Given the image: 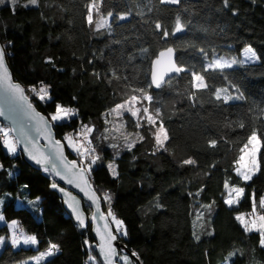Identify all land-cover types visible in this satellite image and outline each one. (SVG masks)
Masks as SVG:
<instances>
[{
    "label": "trees",
    "instance_id": "obj_1",
    "mask_svg": "<svg viewBox=\"0 0 264 264\" xmlns=\"http://www.w3.org/2000/svg\"><path fill=\"white\" fill-rule=\"evenodd\" d=\"M0 43L36 107L50 119L57 105L75 111L51 119L56 136L64 141L81 127L88 133L90 180L110 218L122 221L117 235L137 258L124 253L128 260L121 264H264V233L246 231L236 219L264 210V0H6ZM245 44L259 60L207 64ZM167 45L175 49L180 72L153 88L150 61ZM195 74L204 80L198 87ZM41 88L48 99L39 98ZM135 95L153 118L144 111L122 114L131 136L125 144L107 131L109 110ZM160 124L166 138L158 143ZM253 132L260 141L257 168L243 179L236 161ZM230 187L242 190L233 205L225 203ZM61 188L18 149L0 154V264L30 259L52 244L54 253L28 264L97 258L89 206L83 204L84 221L73 220L58 196ZM10 224L33 234L35 246L13 247Z\"/></svg>",
    "mask_w": 264,
    "mask_h": 264
},
{
    "label": "water",
    "instance_id": "obj_2",
    "mask_svg": "<svg viewBox=\"0 0 264 264\" xmlns=\"http://www.w3.org/2000/svg\"><path fill=\"white\" fill-rule=\"evenodd\" d=\"M179 72L174 47L164 46L150 61V84L157 88L168 76ZM0 75L4 76V83L0 85V109L3 111L0 121L8 125L24 160L31 167L49 173L61 185L58 196L73 220L79 216V221H84L83 204L89 206L90 231L94 239L92 248L100 264H121L118 260L120 253L137 259L114 231L87 168L67 153L65 142L56 136L52 120L35 106L23 85L13 77L6 56L0 62ZM109 249L114 250V254Z\"/></svg>",
    "mask_w": 264,
    "mask_h": 264
},
{
    "label": "rangeland",
    "instance_id": "obj_3",
    "mask_svg": "<svg viewBox=\"0 0 264 264\" xmlns=\"http://www.w3.org/2000/svg\"><path fill=\"white\" fill-rule=\"evenodd\" d=\"M168 1H174V0H168ZM106 20H107V17H103V18L99 19L97 21V25L98 24H105ZM249 46H251V45L250 44L243 45L238 53H228V54L216 55V56L212 57L207 62V64L211 65V66H227V65H232L233 61H235L234 64L241 62L242 60L243 61H249L243 56V50ZM251 48H253V47L251 46ZM217 61H219L220 63L217 64ZM194 81H195L196 85H201L204 82L203 77L200 74H195ZM148 97H149V94L147 92L142 93V99L143 100L145 98L147 99ZM140 101H141V96H139V95L131 96L127 99H124L120 103L116 104L115 106H113L109 110V120H108L107 131L111 135L114 134L115 136L123 137L125 144H129L131 142V138H130L131 136L128 134V132L126 130H124L122 114H124L126 112V113H129L130 115H132L133 117H135L137 114H140L141 111H144V113L146 112L148 117L152 116L150 113H148V111L146 109V105L145 104L142 105L140 103ZM55 111H53L50 116L54 115ZM152 118H153V116H152ZM81 129H82V127L79 130H77L75 135L70 134V133H66L64 135V142H65L67 148L71 152H77L79 154V156H77V157H79V160L77 158V161L79 162V164H81L87 168V165L90 163L89 162L90 157H91L90 153H92V152H90L91 147H90V142L88 139V133L86 134V132L84 130L81 131ZM125 131L127 133H125ZM0 135L3 136V138L7 142L8 147L15 148L16 150L18 149L16 140H15L14 136L12 135L8 125L1 123V122H0ZM157 137H159V142H162L166 138V130H165V126L163 124L156 125V140H157ZM254 137L259 139L256 132L251 133L247 142L242 146L241 151L239 153L238 160L236 161L235 172L237 173L238 170L244 172L243 177L239 175L243 179H248L247 177L251 176L256 171V168H257V152H258V150H257V145H256L255 141L253 140ZM7 146L5 143L2 144L0 142V154L2 152L11 153L7 149ZM246 150H247V155H246ZM230 192L232 193L231 197H229ZM240 194H241L240 188L230 187L228 190L226 199L231 198L233 200H237L239 198ZM262 201H264V195L262 196L260 202H262ZM261 207L264 209V203L261 204ZM237 216H241L243 218V223L241 221H239L242 226L244 225V223L248 224L249 227H252V225L255 224V227H253V230L258 231V232H260L259 231V224L261 225L262 228H264V210L254 209L251 212L238 213L236 215V217ZM110 217L111 216L109 215V218ZM110 221L113 225L114 231L117 233V231L119 229V225L116 223V221H118V220L116 218H112V219L110 218ZM12 227L15 229L14 225L10 224V228H12ZM15 231L20 235V240H21V243L17 246H13L11 244V238H12L13 233ZM27 237H34V235L27 233L22 229H15L14 231L10 232L9 241L13 247H18L20 245H22V246H35V244L34 245L24 244L23 241ZM0 248H1V246H0ZM49 248H51V246ZM49 248L42 250V251H39L34 257H32L30 259H26L22 262L14 263V264H28L30 262H37V261H39L45 257H48L49 255H45V256L41 257L40 254L41 253H47ZM55 251H56V249L53 250L52 253H54ZM124 256L125 255L123 253L119 254L118 260L125 262ZM90 258H91V260H90L89 264H100V262L98 261V259L95 256L91 255ZM224 264H226V263H224Z\"/></svg>",
    "mask_w": 264,
    "mask_h": 264
},
{
    "label": "snow or ice",
    "instance_id": "obj_4",
    "mask_svg": "<svg viewBox=\"0 0 264 264\" xmlns=\"http://www.w3.org/2000/svg\"><path fill=\"white\" fill-rule=\"evenodd\" d=\"M162 2H163V0H162ZM174 2H177V3H178V0H174ZM5 3H6V0H0V5H3V4H5ZM31 4H32V5H36V4H37V0H31ZM27 6H28V5H23V7H27ZM88 11H89V13H91V11H92V8H91L90 6H89ZM121 18H123V17H121ZM87 19H88L89 23H91V16H90V15L87 17ZM102 26H104V25H103V24H98V25H97V29H99V28L102 27ZM160 29H161V26H160L159 24H157V25H156V30L159 31ZM166 36H167V32H165V37H166ZM5 56H6V53H5V51H4V47H0V62L3 61V58H4ZM243 56H244L247 60H249V61H257V60H259V56H258V54L256 53L255 49L251 48V46H249V47H247V48H245V49L243 50ZM241 62L243 63V60H242ZM219 63H220V62L217 61V64H219ZM232 63L234 64L235 61H233ZM229 66H231V65H229ZM3 83H4V76H3V75H0V85H2ZM193 86H194V87H198L195 83H194ZM20 91H23V90L21 89ZM33 91H35V89H33ZM38 95H39V98L47 97V99H48V96H47V88H41L40 93H39ZM219 98H220V97H219V94H218V95H217V99H219ZM224 100H225V101H228V100H229V97L225 96V97H224ZM0 115H3V111H2V109H0ZM73 115H75V111H74L73 109H69V108H65V107H63V106H61V105H57V106H56L55 114L51 116V119H52L53 121H62V120H65V119H67V118L72 117ZM253 140L255 141V143H256V145H257V150H258V148H259V146H260V141H259L258 138H255V137L253 138ZM157 141H158V143H159V137H157ZM4 143H5L6 146H7V142L4 141ZM126 148H128V149L130 150V147H126ZM7 149H8L11 153H16V149H15V148H10V147L7 146ZM246 155H247V150H246ZM94 163H95V161H93V164H94ZM109 167L111 168L112 165H109ZM237 174L240 175V176H242V177L244 176V172H242V171H240V170L237 171ZM112 175H113V176H116L117 173L113 170V171H112ZM247 178L250 179V176L247 177ZM227 187H228V185L225 184V188H227ZM53 188L55 189V186H53ZM241 191H242V190H241ZM231 195H232V193L230 192V193H229V197H231ZM105 199H108V197L106 196ZM237 202H238L237 200H233V199H231V198L225 200V203H226L227 205H233V204H235V203H237ZM261 203H264V201H262ZM2 219H4V217H3V216H0V220H2ZM76 219L79 221L80 217L77 216ZM236 219L239 220V221H241V222L243 223V218H242L241 216H237ZM116 223L119 225V229H118V231H119V230H120V225L122 224V221H116ZM13 224H15V221H13ZM243 226H244V228H245L246 231H252V230H253V227H255V224H253L252 227H249L248 224L244 223ZM259 231H260V234L264 233V228H262L260 224H259ZM125 234H126V233H125ZM196 238L198 239L199 237H196ZM113 239H115V237H113ZM4 240H5V238H4L3 236H0V246L3 245ZM23 242H24V244H26V245H27V244H32V245H34V244H36V238H35V237H27V238L24 239ZM20 243H21L20 238L17 237L15 234H13V236H12V238H11V244H12L13 246H17V245H19ZM261 245H264V239H262V241H261ZM55 249H57V245H56V244H52V245H51V248L48 249V252H47V253H41L40 256L43 257V256H45V255H51L52 252H53V250H55ZM108 251H109L110 253H113V254H114V250L109 249ZM38 259H39V258H38ZM124 260H128V257L125 256V257H124Z\"/></svg>",
    "mask_w": 264,
    "mask_h": 264
},
{
    "label": "built area",
    "instance_id": "obj_5",
    "mask_svg": "<svg viewBox=\"0 0 264 264\" xmlns=\"http://www.w3.org/2000/svg\"><path fill=\"white\" fill-rule=\"evenodd\" d=\"M83 130L85 131V129H84V128H82V129H81V131H83ZM0 142H1L2 144L4 143V138H3V136H2V135H0Z\"/></svg>",
    "mask_w": 264,
    "mask_h": 264
},
{
    "label": "flooded vegetation",
    "instance_id": "obj_6",
    "mask_svg": "<svg viewBox=\"0 0 264 264\" xmlns=\"http://www.w3.org/2000/svg\"><path fill=\"white\" fill-rule=\"evenodd\" d=\"M121 254V253H120Z\"/></svg>",
    "mask_w": 264,
    "mask_h": 264
}]
</instances>
